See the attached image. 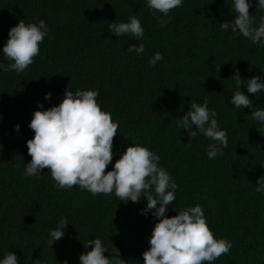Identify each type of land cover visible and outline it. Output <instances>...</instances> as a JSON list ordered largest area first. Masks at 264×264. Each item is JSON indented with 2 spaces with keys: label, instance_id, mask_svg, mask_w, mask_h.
<instances>
[{
  "label": "trees",
  "instance_id": "trees-1",
  "mask_svg": "<svg viewBox=\"0 0 264 264\" xmlns=\"http://www.w3.org/2000/svg\"><path fill=\"white\" fill-rule=\"evenodd\" d=\"M251 3L258 27L264 10ZM182 5L164 15L147 0H0V64L11 63L2 52L10 28L21 20L48 26L33 64L19 74L0 70V260L10 251L18 264H79V255L91 250L84 245L98 238L106 256L114 246L127 264H144L158 222L151 212L143 214L146 197L125 203L114 192L93 195L78 185L60 190L47 169L23 175L31 161L33 113L58 106L69 89L98 91L101 110L118 123L106 172L127 147H146L178 186L166 215L199 205L214 238L232 242L229 253L203 264H264V193L255 191L264 176V123L231 103L241 90L264 108V90L253 95L246 88L253 76L264 81V42L221 30L220 23L237 15L234 0ZM133 15L143 37L109 32V23H128ZM161 20L168 22L161 27ZM135 44L144 45L142 54L127 51ZM158 52L163 59L152 66ZM237 69L245 80L240 88L231 77ZM205 100L228 138L223 155L213 159L207 151L214 141L198 133L189 142L177 122L192 102ZM62 218L65 235L51 247L49 233Z\"/></svg>",
  "mask_w": 264,
  "mask_h": 264
},
{
  "label": "clouds",
  "instance_id": "clouds-1",
  "mask_svg": "<svg viewBox=\"0 0 264 264\" xmlns=\"http://www.w3.org/2000/svg\"><path fill=\"white\" fill-rule=\"evenodd\" d=\"M149 9L167 15L170 10L182 7V0H147ZM251 0H234L232 21L220 23L221 30H231L242 35L253 44L264 42V17L258 27L250 15ZM256 8L264 10V0H256ZM128 23H109V32L117 37L128 34L141 38L144 29L136 16H131ZM168 21H160L163 27ZM48 35V26L44 20L37 23H25L21 20L10 28L8 40L2 52L11 61L7 66L0 64V70L23 73L34 63L39 45ZM144 45H129L127 51L142 54ZM163 56L156 53L149 61L155 66ZM237 88L242 81L237 69L231 76ZM247 81V92L257 95L264 90V81L253 76ZM99 92L96 90L66 89L64 98L58 106L47 110H37L29 123L34 137L27 141L31 161L26 164L23 175L38 176L43 169L50 170L55 187L60 190L78 185L93 195L112 194L122 202H139L146 197L147 205L143 214L152 213L158 221L149 238V249L143 253L144 264H203L212 262L229 253L232 242L227 239H215L210 231L204 210L197 205L180 211L173 217L166 215L167 208L176 200L177 184L171 175L158 166L160 156L143 146H129L118 159L111 171L106 168L113 160V138L117 134L118 123L113 122L111 114L101 110L97 102ZM51 93L45 95L50 99ZM236 109L248 108L253 120L264 123V108H257L254 101L241 90L236 91L231 99ZM41 109L42 104L38 105ZM216 112L208 109V101L203 105L192 102L190 110L177 120L181 128L187 130L189 142L198 133L214 141L208 145L209 159L223 155V148L228 145L227 132L219 128L215 119ZM196 125L198 131L192 130ZM19 131L20 126H15ZM255 191L264 193V176L256 181ZM61 219L57 227L50 231L48 241L52 247L59 241L67 225ZM79 255V264H127L120 258V250L113 246L111 254L101 239L89 240ZM0 264H18L15 252H7ZM67 264V262H65Z\"/></svg>",
  "mask_w": 264,
  "mask_h": 264
}]
</instances>
